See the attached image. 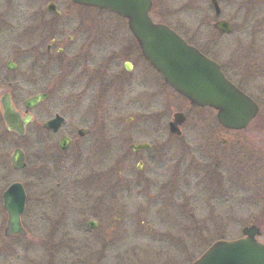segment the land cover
Returning <instances> with one entry per match:
<instances>
[{
	"label": "flooded vegetation",
	"instance_id": "obj_1",
	"mask_svg": "<svg viewBox=\"0 0 264 264\" xmlns=\"http://www.w3.org/2000/svg\"><path fill=\"white\" fill-rule=\"evenodd\" d=\"M152 1L154 10L155 0ZM29 6L39 13L38 16L37 13L33 16L31 50L8 51L4 48L0 35V209L6 216L0 222V227H3L0 230L1 237L3 235L4 242L31 237L34 231L29 233L23 223V216L28 208L32 216L30 226L33 225L34 230L39 229L44 234L37 246H43L51 253L52 262L59 264L57 260L53 261V252H60L61 257H66H62L61 263L67 264L71 261L67 258L68 256L92 246H97V251L100 253L98 256L104 261L109 256L116 257L121 244L116 242L115 235L119 234V230L114 226L117 219L112 210L114 201H109V199L114 200L113 198L119 196L118 192L120 190L125 192L127 187L129 191L133 187L134 189L142 187L144 192L146 190L142 198H149L147 194L149 187L157 188L156 195L158 196L156 198H191L192 195L187 197L190 184L187 183L183 187L180 180H185L186 177V180L189 181V178L194 176V173L192 174L193 167L192 164L185 166L183 164L182 170L181 165L176 164L164 168L165 164L160 163L159 160L162 161L165 152L171 151V149L165 146L168 144L160 140L162 136H154V141L160 142L161 145L155 146L149 142L134 143L129 146L128 153H122V156L127 161L130 156L140 159V154L143 152L155 151L149 157L147 156L148 158L140 161L136 170L140 173L146 164L151 167L155 164L157 172L156 169H153L147 176L139 177L142 178L139 180L124 177L127 174L123 163H115V143L110 138L101 141L103 129L109 131L110 126L108 127V121L103 123L100 119L109 120L108 118L112 114L111 110L114 111L113 103L105 104L102 102L104 98L92 101V111L95 113V117L92 113L91 117L83 119L80 126L69 125L66 116L62 115L64 111L61 108L65 105L66 100V94H62V84L67 75V66L64 31L58 26L59 19L63 16L60 9L65 10L64 14H68L71 7L91 11L105 10L78 5L73 0H29ZM46 16L50 19L46 20ZM221 17L222 13L219 18L215 16L213 30L211 29L213 37L229 36L216 29V24L220 20H224ZM152 19L155 24H164L170 27L189 44L198 48L202 54L218 63L227 79L258 107L256 117L245 128L229 130L218 125L222 138L215 143L214 139H218L216 138L218 136H212L211 131H206L202 137L210 145L216 144V147L222 146V148L230 146L233 138L236 137L238 138L236 141L238 155L242 160L257 163L260 156L264 159V148L261 149L260 144L262 143H259L264 135V101L248 91L250 86L256 88L257 80L264 75L262 68L264 61H260L261 58L264 60V57H260L257 52L250 50L241 52L235 56L236 58L229 57L225 61L217 60L208 49L202 48L190 40L195 38V35L188 37L189 31L187 34L180 29L183 26L171 25L166 20ZM77 21L82 25L85 19L78 18ZM116 22H119V25H116L118 27H121L120 23H123L129 34L125 35L123 41L116 44L118 51L111 56V61L97 76L98 80L106 81V84H103L106 88H109L112 93L120 89L125 93L137 91L140 93V99L147 102L144 92L148 88V84L152 87L150 89H157L156 85H158L164 88L165 93H168L164 95L167 98L175 94L191 108L216 113L209 108L195 107L167 85L160 74L144 58L138 42L128 27L127 20L119 18ZM86 23L90 24L92 21L88 19ZM199 26L210 27L212 25L208 21L199 24ZM4 27L5 25L0 23V32L4 30ZM73 40V36L68 37L69 42H73ZM147 64L154 73L155 83L151 77L149 79L151 82H147L144 77L148 68ZM101 103L102 106H100ZM5 106H8L11 113L18 117L22 133L10 127L6 122ZM106 108L110 111H106ZM180 112L186 116L184 126L188 116L185 110H180L177 113ZM99 114L103 116L101 117ZM214 115L216 117V114ZM210 119L211 117H206V120L210 121ZM57 120L58 123L52 124ZM182 136L183 132L179 135L170 133L167 141L169 144L181 143L185 145L183 149L188 148L187 150H189V146H187L189 142ZM261 142L264 144V139ZM141 145H149V147L139 151L132 148V146ZM99 148L107 149V162L105 159L100 160ZM104 151L107 155L106 150ZM16 152L23 155V168L15 169L12 165V158ZM103 158L105 157L103 156ZM159 170L163 171L160 175ZM184 170H186V174L181 175ZM14 183L22 185L25 190L26 207L21 223L27 231V236L7 238L5 232L8 215L4 210L3 198H5L7 189ZM88 233L93 234L92 240L97 241L96 243L84 241L82 235H88ZM218 241L220 240L207 245L206 243L194 244L175 240L157 244L160 246L158 248L156 244H150L156 248L131 246L130 249L124 250L125 255L128 256L126 260L115 259L111 263L194 264ZM68 251L71 253H63Z\"/></svg>",
	"mask_w": 264,
	"mask_h": 264
},
{
	"label": "rangeland",
	"instance_id": "obj_2",
	"mask_svg": "<svg viewBox=\"0 0 264 264\" xmlns=\"http://www.w3.org/2000/svg\"><path fill=\"white\" fill-rule=\"evenodd\" d=\"M218 2L222 10L221 18L233 26L232 33L227 37H213L215 16L211 0H155L152 17L155 20H166L171 25L183 26L179 27L183 33L188 34L189 31L188 37L195 35V38L190 40L208 49L217 60L236 58L235 56L241 52L250 50L264 57V0H218ZM60 11L63 12V16L59 19L58 26L64 31L67 66V75L62 84V94H66V100L61 108L68 124L80 126L83 119L91 117L93 113L92 101L104 98L102 102L105 104L113 103L114 111L111 110L109 120L100 119L103 123L108 121V127L110 126L109 131L103 129L101 141L110 138L115 143V163H123L127 174L124 177L139 180L142 179L139 177H145L156 169L155 164L152 167L146 164L142 172L138 173L136 170L139 162L155 151L143 152L140 159L130 156L127 161L122 156V153H128L129 146L134 143L149 142L155 146L161 145L160 142L154 141V136H162L160 140L171 149L165 152L162 161L159 160L165 164L164 168L180 164L183 170V166L192 164V174L194 173L189 181L186 177L185 180H180L183 187L187 183L190 184L187 197L192 195L191 198H156L158 196L156 187L148 188L149 198H142L146 193L142 187L137 189L133 187L131 191L127 187L125 192L120 190L117 198L109 199L114 201L112 210L118 219L114 226L119 230V234L115 235L116 242L121 243L119 254H116V257L109 256L103 261L98 256L100 253L97 246H92L68 256L71 261L67 264H112L115 259L124 261L128 258L124 250L130 249L131 246L156 248L157 244L175 240L209 245L221 239L235 240L243 236V229L249 226L250 222L261 229L262 235L259 240L264 242L262 156L257 163L242 160L238 155L236 137L227 147L210 145L202 137L206 131H211L212 136H218L214 143L222 138L214 115L216 113L191 108L175 94L167 98L164 95L168 93H165L161 86L156 85L157 89H150L152 87L148 84L144 92L147 102L140 99V93L137 91L125 93L120 89L112 93L103 85L106 81L98 80L97 76L111 61V56L118 51L116 44L129 34L124 24L120 23L121 27L116 26L119 25V22H116L119 17L110 12L72 7L69 8L68 14H64L65 10ZM36 13L38 16V11L30 8L29 0H0V23L5 25L0 35L6 50L18 52L31 50L33 16ZM78 18L85 19L82 25L77 21ZM45 19L48 20L50 17L46 16ZM88 19L92 23L87 24ZM208 21L212 26H199ZM69 36L74 37L73 42L68 41ZM260 61L263 62V58ZM146 66L148 67L144 76L146 81L149 82L151 77L155 83L152 69L148 64ZM262 85L264 75L257 80V87L250 86L248 91L264 101ZM180 110H185L188 116L187 123L181 127V131L182 137L187 138L189 142L187 145L189 150L183 149L185 145L181 143L169 144L167 141L170 137L169 123L173 115ZM93 115L96 116L95 113ZM207 116L211 117L210 121L206 120ZM104 136L106 138H102ZM262 139L264 135L261 141ZM261 141L259 143H262L260 144L262 149L264 144ZM104 150L107 152V149L99 148L100 160L105 159L107 162L108 152L106 155ZM162 173L163 171L159 170V175ZM183 173L186 174V170L182 171L181 175ZM160 179L162 180V177ZM5 217L0 209V222ZM31 219V212L27 208L23 223L29 233L34 231L30 238L4 242L2 232L0 233V264H55L52 262L51 253L45 247L37 246L44 234L39 229L34 230L33 225L30 226ZM1 229L3 227H0ZM92 235L83 234L82 238L85 242L96 243L97 241L92 240ZM59 253L53 252V261L57 260L62 264L63 256L61 257Z\"/></svg>",
	"mask_w": 264,
	"mask_h": 264
},
{
	"label": "water",
	"instance_id": "obj_3",
	"mask_svg": "<svg viewBox=\"0 0 264 264\" xmlns=\"http://www.w3.org/2000/svg\"><path fill=\"white\" fill-rule=\"evenodd\" d=\"M74 3L98 7L116 13L128 21L143 56L180 95L199 107L217 110L221 125L229 129H243L257 115L253 101L232 85L218 64L188 45L178 34L165 25L153 23L150 12L152 0H73ZM216 16L221 15L217 0H212ZM222 33L230 34L231 25L225 21L216 24ZM6 122L20 133L21 123L5 106ZM185 122L182 113L170 123L172 133L180 134ZM58 123L53 121L52 124ZM149 145L132 146L139 151ZM14 168L24 167L23 155L16 152L12 158ZM25 192L20 184H13L5 193L4 209L9 215L6 236H24L21 216L25 209ZM244 238L219 241L194 264H264V244L258 241L261 230L256 226L243 231Z\"/></svg>",
	"mask_w": 264,
	"mask_h": 264
}]
</instances>
